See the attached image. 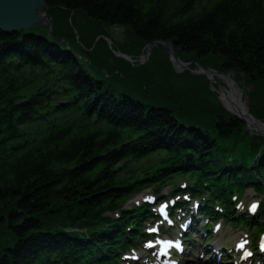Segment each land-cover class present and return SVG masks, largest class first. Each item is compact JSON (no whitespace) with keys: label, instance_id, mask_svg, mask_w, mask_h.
<instances>
[{"label":"trees","instance_id":"trees-1","mask_svg":"<svg viewBox=\"0 0 264 264\" xmlns=\"http://www.w3.org/2000/svg\"><path fill=\"white\" fill-rule=\"evenodd\" d=\"M45 3L50 15L81 12L126 28L141 50L172 42L176 50L216 58L222 70L244 72L258 84L250 113L264 121V0ZM56 37L0 31V264H103L139 223L138 216L123 215L103 228L105 212L180 177L196 188L207 182L226 203L233 188L264 193V138L246 135L245 123L217 99L220 114L209 129L186 127L170 109L104 89ZM155 156L147 169L133 166ZM82 227L90 229L89 239L72 231Z\"/></svg>","mask_w":264,"mask_h":264},{"label":"rangeland","instance_id":"rangeland-1","mask_svg":"<svg viewBox=\"0 0 264 264\" xmlns=\"http://www.w3.org/2000/svg\"><path fill=\"white\" fill-rule=\"evenodd\" d=\"M51 17L52 32L56 34L58 42H62L65 50L69 49L87 64L90 76L100 81L104 89H110L116 95H128L144 105L170 109L178 123L189 128L198 127L207 130L215 115L220 114L216 99L219 102L217 91L220 93V86L225 87L223 81L216 78V82L213 83L207 76L193 72L198 68L216 72L225 71L216 58L197 56L195 52L178 49L180 61L189 65V68L176 69L162 46H154L148 54V51L140 49L133 34L126 28H115L89 21L81 12L67 14L62 10H54L51 12ZM35 33L47 35L45 29L37 28ZM82 46L87 50L91 46V49H94L92 55H88ZM128 50H132L134 54L141 50V54L133 55L132 58L135 60H129V54L126 52ZM223 74L231 76L235 81L243 102L249 107L251 103L248 94L258 84H254L249 78H244L240 74L236 75L237 73ZM62 100L63 98H58L57 101ZM204 102L207 106L200 105ZM75 114L69 113L65 116L73 119L76 117ZM157 158L159 157L147 158L133 166L139 165L138 167L144 169ZM128 169L129 166L124 172ZM148 191L150 189H145L142 194ZM133 202L134 199H131L124 206L129 203L131 206ZM109 216L114 217V213ZM2 230L8 231L7 228ZM5 238L4 235L2 240Z\"/></svg>","mask_w":264,"mask_h":264},{"label":"water","instance_id":"water-1","mask_svg":"<svg viewBox=\"0 0 264 264\" xmlns=\"http://www.w3.org/2000/svg\"><path fill=\"white\" fill-rule=\"evenodd\" d=\"M48 8L46 7L45 0H0V31L4 33H20L29 31L35 28L46 29L47 35L51 36L52 30V17L49 15ZM72 14V12H71ZM29 18H31L29 25H27ZM59 44V43H58ZM160 44L165 47L169 58L174 65L184 67L175 56L174 45L165 41H154L147 44V49L150 50L153 46ZM208 73L217 74L212 71L206 70ZM201 73V72H198ZM229 73H239L238 70ZM223 74V73H222ZM224 80L228 87L234 85L228 75H224ZM232 96V94H231ZM241 106V104H240ZM243 107V105H242ZM227 110L246 125V134L250 132L257 136L264 138V123L255 119L248 111L242 113L241 110L234 107Z\"/></svg>","mask_w":264,"mask_h":264},{"label":"bare ground","instance_id":"bare-ground-1","mask_svg":"<svg viewBox=\"0 0 264 264\" xmlns=\"http://www.w3.org/2000/svg\"><path fill=\"white\" fill-rule=\"evenodd\" d=\"M30 20L31 18H29L27 25H29ZM150 52L151 49L148 51V54H150ZM129 60H133V59H129ZM220 88H222V86H220ZM229 89H234V88L231 86L230 88L224 87L223 89H221V96L224 103L227 104L229 107H236L237 109L241 110L242 113H246L247 111L245 110V108L242 107V105L240 106V104H238L241 103V101H243L241 92L240 95L239 93L237 95V93L233 92L234 96H231L232 91H230ZM238 96H240L241 101Z\"/></svg>","mask_w":264,"mask_h":264},{"label":"snow or ice","instance_id":"snow-or-ice-1","mask_svg":"<svg viewBox=\"0 0 264 264\" xmlns=\"http://www.w3.org/2000/svg\"><path fill=\"white\" fill-rule=\"evenodd\" d=\"M252 210H255V205L252 206ZM161 211H163V209H161Z\"/></svg>","mask_w":264,"mask_h":264}]
</instances>
